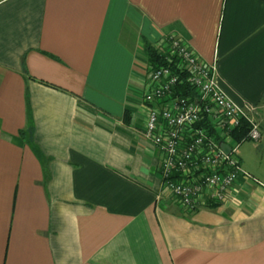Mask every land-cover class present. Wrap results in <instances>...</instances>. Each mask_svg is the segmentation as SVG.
Returning a JSON list of instances; mask_svg holds the SVG:
<instances>
[{"label": "crops", "instance_id": "obj_1", "mask_svg": "<svg viewBox=\"0 0 264 264\" xmlns=\"http://www.w3.org/2000/svg\"><path fill=\"white\" fill-rule=\"evenodd\" d=\"M169 35L259 129L191 210L141 134ZM0 264H264V0H0Z\"/></svg>", "mask_w": 264, "mask_h": 264}, {"label": "built area", "instance_id": "obj_2", "mask_svg": "<svg viewBox=\"0 0 264 264\" xmlns=\"http://www.w3.org/2000/svg\"><path fill=\"white\" fill-rule=\"evenodd\" d=\"M154 48L176 60V71L184 74L196 94L195 99L171 97L178 75L168 68L161 66L142 75L145 116L141 134L162 155L163 189L179 207L191 210L200 201L222 202L239 176L256 183L232 157L239 143L230 139L231 132L245 122L247 131L241 142L258 140L253 109L229 99L215 80L213 65L199 60L181 39L169 35ZM205 122L222 137L221 142L198 127ZM221 143L230 148L228 154L219 148Z\"/></svg>", "mask_w": 264, "mask_h": 264}, {"label": "trees", "instance_id": "obj_3", "mask_svg": "<svg viewBox=\"0 0 264 264\" xmlns=\"http://www.w3.org/2000/svg\"><path fill=\"white\" fill-rule=\"evenodd\" d=\"M145 56H146V71L147 72H150L162 66V67L168 68L175 75H178L177 82L175 83V86L172 90L171 97H179V98L181 97V98H189V99L196 98V94L193 88L190 87L188 83L185 81L184 74L176 71L175 69L176 60L174 58L172 57L168 58L161 52L157 51L154 47H150V46H147L145 48ZM198 127L204 129L207 132L208 136H212L214 141L216 142L222 141V137H219L217 134H214L213 127L207 125V122L200 123ZM246 131H247V124L245 122H242L240 124V127L234 129L231 132L230 139L240 144L246 134ZM233 154H232V157H233ZM171 178L173 179L174 177H171Z\"/></svg>", "mask_w": 264, "mask_h": 264}, {"label": "water", "instance_id": "obj_4", "mask_svg": "<svg viewBox=\"0 0 264 264\" xmlns=\"http://www.w3.org/2000/svg\"><path fill=\"white\" fill-rule=\"evenodd\" d=\"M219 148H220V149L223 151V153H225V154H228L229 151H230V148H229L227 145L223 144V143L219 144Z\"/></svg>", "mask_w": 264, "mask_h": 264}]
</instances>
